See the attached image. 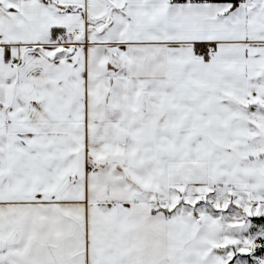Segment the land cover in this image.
I'll return each mask as SVG.
<instances>
[{"label": "snow or ice", "instance_id": "obj_1", "mask_svg": "<svg viewBox=\"0 0 264 264\" xmlns=\"http://www.w3.org/2000/svg\"><path fill=\"white\" fill-rule=\"evenodd\" d=\"M0 264H264V0H0Z\"/></svg>", "mask_w": 264, "mask_h": 264}]
</instances>
